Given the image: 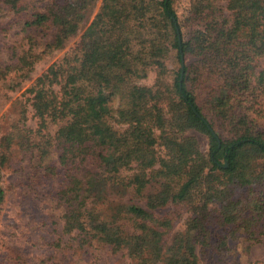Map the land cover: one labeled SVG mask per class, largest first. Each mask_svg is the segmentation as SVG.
Segmentation results:
<instances>
[{
  "label": "trees",
  "instance_id": "obj_1",
  "mask_svg": "<svg viewBox=\"0 0 264 264\" xmlns=\"http://www.w3.org/2000/svg\"><path fill=\"white\" fill-rule=\"evenodd\" d=\"M228 1L230 19L220 12L217 15L215 9H198L202 29L186 42L171 0L155 2L173 34L169 45L183 64L182 78L180 69L174 90L139 83L147 78L149 68L160 69L166 49L148 38L154 4L138 5L136 0H104L74 53L52 65L28 89L40 139L57 141L63 160L69 154L97 159L96 179L87 182L85 192L102 199L100 194L110 186L141 195L150 178L159 184L156 193L147 196L146 208L119 205L108 220L99 223L88 219V196H81L80 181H74L67 191L77 233L125 251L131 264H201L197 245L208 246L201 240L208 239L205 214L209 205L218 206L226 225L244 215L264 222V163H258L264 160V136L250 128L245 113L232 112L236 88L245 91L254 81L258 92L264 93V68L256 71L257 61L264 57V0ZM90 2L51 0L46 9L30 11L24 0H0L13 15L29 17L25 28L52 29L55 47L75 33ZM191 57L197 58L202 76L215 74L221 82L204 106L188 87L190 72L184 60ZM20 63L30 65L26 57ZM98 95L103 97L106 113L93 115L89 99ZM205 110L223 124L237 120L242 129H235L231 138H220ZM190 118L212 139L207 156L193 138L184 137L193 128ZM56 125L51 137L50 128ZM158 146L163 156L157 155ZM3 162L2 158L0 166ZM186 164V178L178 184L181 166ZM238 190L245 191L246 197L240 198ZM194 195L201 197L197 205L193 203L196 198L190 200ZM3 200L0 181V207ZM189 200L194 217L168 241L170 225L160 223L152 211ZM202 247L201 251L209 250ZM225 249L222 240L217 253Z\"/></svg>",
  "mask_w": 264,
  "mask_h": 264
},
{
  "label": "rangeland",
  "instance_id": "obj_2",
  "mask_svg": "<svg viewBox=\"0 0 264 264\" xmlns=\"http://www.w3.org/2000/svg\"><path fill=\"white\" fill-rule=\"evenodd\" d=\"M103 1L91 0L75 33L58 47L53 46L52 29L25 28L23 23L29 17L26 14L15 16L0 3V162L4 159L0 166V181L4 191L0 207V264H131L125 251L87 240L85 233H77L76 215L70 214L73 210H70L67 191L74 181H80L83 186L81 196H88V219L99 223L108 220L119 205L136 204L146 208L147 196L156 193L159 184L150 178L141 195H136L130 189L118 191L110 186L100 194L102 199L94 197L93 190V195L85 192V187L89 188L87 182L96 179L94 171L97 159L91 155L74 158L69 154L67 160H63L62 149L57 141L52 139L46 143L40 139L35 132L37 121L30 107L28 93V89L34 86L42 74L79 47L81 36L100 11ZM159 1L136 0L138 5L144 2L154 4L149 14L152 26L148 29V38L166 49V57L160 69L149 68L147 78L139 83L145 86L157 85L171 91L174 90L181 63L177 59L176 50L169 45L173 34L155 3ZM24 2L31 6L30 11H42L51 0ZM171 2L185 42L202 29V22L197 18V10L201 7L205 10L215 9L216 14L220 12L225 19L233 15L227 8L228 0ZM262 23L264 25V19ZM22 57H26L29 66L20 63ZM195 62L197 58L184 60L190 72L188 87L196 94L199 104L204 106L213 89L221 82L215 78V74L202 76ZM262 68L264 57L257 61L256 71ZM235 92L233 114L235 111L245 113L250 128L264 136V93L258 92L254 81L250 82L245 91L236 88ZM89 104L93 115L106 113L101 95L91 97ZM205 115L213 122L215 133L220 138H231L235 129H242V126L236 125L237 120L223 124L211 112L205 110ZM190 119L193 128L184 137L193 138L198 150L207 156L212 139L197 120ZM57 127L51 126V137ZM156 153L158 156L164 155L159 146L156 147ZM258 163H264V160ZM181 167L182 176L176 180L178 184L187 175V164ZM126 175H130V172H126ZM241 190L236 193L240 192L239 197L243 199L246 192ZM195 198L196 195L190 200L194 201ZM200 198H196L194 205H197ZM190 200L171 202L152 211L160 223L170 225L166 236L168 241L175 233L183 232L188 221L194 217ZM218 213L217 205L207 207L205 225L208 239L201 240V244L207 243L208 246L197 245L200 263L219 260L218 264H264V222L251 215H244L232 225H226ZM258 221L261 223L257 224ZM222 240L226 249L224 253L218 254L217 245ZM200 247H208L209 250L201 251Z\"/></svg>",
  "mask_w": 264,
  "mask_h": 264
},
{
  "label": "water",
  "instance_id": "obj_3",
  "mask_svg": "<svg viewBox=\"0 0 264 264\" xmlns=\"http://www.w3.org/2000/svg\"><path fill=\"white\" fill-rule=\"evenodd\" d=\"M180 69H181V74H180V80H181L182 74H183V64L182 63H181Z\"/></svg>",
  "mask_w": 264,
  "mask_h": 264
}]
</instances>
